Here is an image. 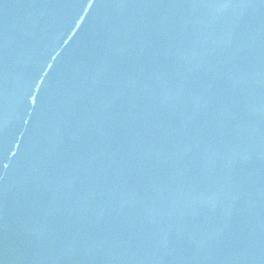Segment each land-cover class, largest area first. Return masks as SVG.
<instances>
[{"label":"water","instance_id":"water-1","mask_svg":"<svg viewBox=\"0 0 264 264\" xmlns=\"http://www.w3.org/2000/svg\"><path fill=\"white\" fill-rule=\"evenodd\" d=\"M2 264H264V0H0Z\"/></svg>","mask_w":264,"mask_h":264},{"label":"snow or ice","instance_id":"snow-or-ice-1","mask_svg":"<svg viewBox=\"0 0 264 264\" xmlns=\"http://www.w3.org/2000/svg\"><path fill=\"white\" fill-rule=\"evenodd\" d=\"M0 264H2V261H0Z\"/></svg>","mask_w":264,"mask_h":264}]
</instances>
